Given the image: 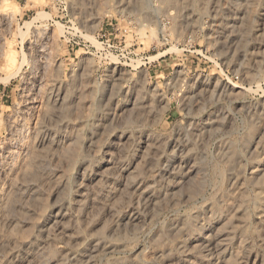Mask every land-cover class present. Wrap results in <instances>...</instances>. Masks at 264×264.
I'll list each match as a JSON object with an SVG mask.
<instances>
[{"label": "rangeland", "instance_id": "obj_1", "mask_svg": "<svg viewBox=\"0 0 264 264\" xmlns=\"http://www.w3.org/2000/svg\"><path fill=\"white\" fill-rule=\"evenodd\" d=\"M0 9V264H264V0Z\"/></svg>", "mask_w": 264, "mask_h": 264}, {"label": "bare ground", "instance_id": "obj_2", "mask_svg": "<svg viewBox=\"0 0 264 264\" xmlns=\"http://www.w3.org/2000/svg\"><path fill=\"white\" fill-rule=\"evenodd\" d=\"M1 10V9H0ZM10 11V10H9ZM3 12V11H2ZM6 13V12H5ZM4 13V14H5ZM9 14V13H8ZM3 15V14H2ZM5 16V15H4ZM8 18H9V16H8ZM5 44V43H4ZM7 55H9V54H7ZM12 56V55H11ZM7 57V56H6ZM10 58V57H9ZM9 60V59H8ZM6 61V60H5ZM4 61V62H5ZM10 61V60H9ZM13 62V61H12ZM6 68V67H5ZM217 85H218V81H216L215 82V85H214V89H212V91H214L215 89H216V87H217ZM228 91H232L231 89L230 90H228ZM49 130V129H48ZM50 134V133H49ZM48 137V136H47ZM45 139H47V138H45ZM41 144V143H40ZM42 154V153H41ZM41 160V159H40ZM40 160H38V161H40ZM37 162V161H36ZM38 163V162H37ZM22 164V163H21ZM21 167V166H20ZM22 168V167H21ZM4 176V175H3ZM2 176V177H3ZM13 177V176H12ZM21 181V180H20ZM11 182V181H10ZM18 186V185H17ZM22 187V186H21ZM10 188V187H9ZM5 190V189H4ZM3 190V191H4ZM16 190H17V188H16ZM18 190H23L22 188L21 189H18ZM10 191V190H9ZM22 192V191H21ZM21 192H20V195H21ZM7 193H8V191H7ZM14 194V193H13ZM23 194V193H22ZM4 197V196H3ZM11 197V196H10ZM16 197V196H15ZM6 198V197H5ZM18 198V197H17ZM19 198H20V196H19ZM12 200V199H11ZM19 200V199H18ZM9 202V201H8ZM3 204H4V202H3ZM1 207V206H0ZM3 208V207H2ZM1 209V208H0ZM4 210V209H3ZM6 211V210H5ZM3 213V212H2ZM4 214V213H3ZM3 216V215H2ZM264 216V215H263ZM1 218V217H0ZM263 219V218H262Z\"/></svg>", "mask_w": 264, "mask_h": 264}, {"label": "built area", "instance_id": "obj_3", "mask_svg": "<svg viewBox=\"0 0 264 264\" xmlns=\"http://www.w3.org/2000/svg\"><path fill=\"white\" fill-rule=\"evenodd\" d=\"M231 78L232 79H235V80L238 79V77L236 75L235 76H232Z\"/></svg>", "mask_w": 264, "mask_h": 264}]
</instances>
